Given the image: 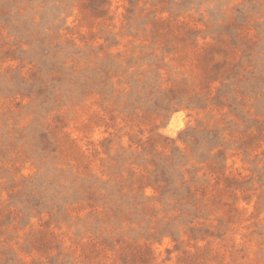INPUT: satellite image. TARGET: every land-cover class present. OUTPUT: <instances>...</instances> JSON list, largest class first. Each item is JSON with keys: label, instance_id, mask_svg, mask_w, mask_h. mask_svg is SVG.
Here are the masks:
<instances>
[{"label": "rangeland", "instance_id": "374dc122", "mask_svg": "<svg viewBox=\"0 0 264 264\" xmlns=\"http://www.w3.org/2000/svg\"><path fill=\"white\" fill-rule=\"evenodd\" d=\"M0 264H264V0H0Z\"/></svg>", "mask_w": 264, "mask_h": 264}, {"label": "bare ground", "instance_id": "6f19581e", "mask_svg": "<svg viewBox=\"0 0 264 264\" xmlns=\"http://www.w3.org/2000/svg\"><path fill=\"white\" fill-rule=\"evenodd\" d=\"M180 126H181V122L179 121V119L173 120L172 123H171V128L173 130H176Z\"/></svg>", "mask_w": 264, "mask_h": 264}]
</instances>
